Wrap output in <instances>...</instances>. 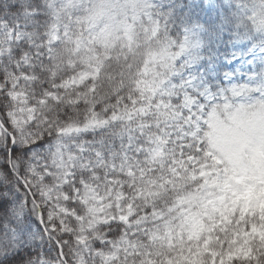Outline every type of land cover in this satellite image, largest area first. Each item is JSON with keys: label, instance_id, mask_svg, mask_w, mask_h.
<instances>
[{"label": "rangeland", "instance_id": "obj_1", "mask_svg": "<svg viewBox=\"0 0 264 264\" xmlns=\"http://www.w3.org/2000/svg\"><path fill=\"white\" fill-rule=\"evenodd\" d=\"M163 2L41 0L39 21L35 10L0 15V103L12 129L0 120V260L260 264L264 0H189L174 35L160 20ZM218 2L245 26L241 34L213 16ZM204 33L220 43L200 61ZM110 58L129 62L137 105L109 118L92 110L59 118L52 104L67 99L72 108L71 90L93 82ZM61 66L69 74L60 79ZM115 123V145L97 150L80 138ZM8 139L25 147L22 178ZM176 182L191 190L165 210L154 207L155 194Z\"/></svg>", "mask_w": 264, "mask_h": 264}, {"label": "trees", "instance_id": "obj_2", "mask_svg": "<svg viewBox=\"0 0 264 264\" xmlns=\"http://www.w3.org/2000/svg\"><path fill=\"white\" fill-rule=\"evenodd\" d=\"M162 9L160 12V20L162 24L165 25L164 31L169 32L170 35H174L179 33L181 30L180 24L184 22V17L182 19V12H180L179 8L181 5H187L189 0H163ZM41 0H0V15L6 12H14L16 14H20V8L26 11H36V14L32 16L35 21H39L42 16L38 14L41 10L40 7ZM172 3V4H171ZM189 8V7H187ZM183 9H186L185 7ZM23 13V12H22ZM192 15V14H191ZM24 16H26L24 14ZM195 16V15H192ZM216 18H218L220 25L228 31L231 36L239 35L245 30L244 25H240L237 22V18H235L232 14L229 13L228 9L223 6L220 2L217 3V6L214 10V14ZM189 18V17H188ZM234 18V20L232 19ZM192 19V18H189ZM206 27V25H205ZM204 27V28H205ZM199 35V34H198ZM198 37V40L202 49L200 50V61L211 60L214 57L213 51L214 48L219 46V41L216 38L217 44L212 42L215 40L210 33L201 34ZM61 49V48H60ZM211 52V54H209ZM57 65V62H55ZM61 71L57 70L59 73L60 79L66 77L69 72H67V68L61 66ZM45 70L50 73H54L52 61H49L45 67ZM129 62H124L121 58L116 59H107L105 68L100 72V75L91 83L80 84L79 86L73 88L70 92V98L72 101H75L72 108H68L65 106V102L67 99L61 100L60 104H52V109L57 111V116L59 118L65 120L70 118H80L83 117L89 111H97L102 117L109 118L113 113H116L117 109L121 110L123 107H128L129 105H137V101L139 100L138 92L135 86L132 83V78H130ZM131 71V70H130ZM39 76L42 75V78H45V72L37 70ZM205 82H197L196 89L200 90L204 87ZM198 94V93H197ZM77 99V100H76ZM70 101V99H69ZM200 106V105H199ZM5 110L0 103V120L6 129H11V126L7 122V118L4 115ZM122 127L120 123H115L111 128L102 130L98 133H84L80 136V138L94 145L97 150H102L108 144L115 145L117 142L115 141V135L118 128ZM12 130V129H11ZM41 135V134H40ZM36 136V144L43 143L42 136ZM39 141V142H38ZM25 147H20L15 143H11L10 139L7 140V155H9L10 162L12 164L18 165L16 174L22 178L23 175L21 173L20 168V159L19 156L22 152V149ZM146 170H148V176L153 178L156 176L157 170L152 167H148L149 165H145ZM7 169L10 168V165L5 166ZM11 174V171H9ZM12 175V174H11ZM15 182L19 187H23L19 179L16 178V175H12ZM159 193L155 194V196L151 199L152 205L156 208L165 210L169 207L175 197L185 193L188 190H191V186H186L181 182H176L172 185V187H165ZM56 235V234H55ZM57 237V236H56ZM59 240V238H58ZM53 249L56 251V247L54 243L50 242ZM65 256L68 255L67 248L63 247L62 249ZM7 261L5 259L0 260V264H11L13 260L10 257H7ZM237 264H246L244 262H240ZM260 264H264V257H261Z\"/></svg>", "mask_w": 264, "mask_h": 264}]
</instances>
